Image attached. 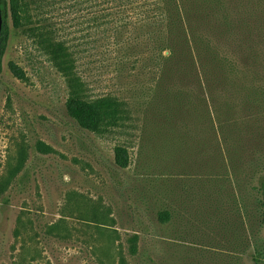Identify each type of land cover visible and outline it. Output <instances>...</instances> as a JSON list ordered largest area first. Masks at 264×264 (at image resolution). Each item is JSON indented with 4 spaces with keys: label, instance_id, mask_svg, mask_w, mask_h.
Returning <instances> with one entry per match:
<instances>
[{
    "label": "rangeland",
    "instance_id": "obj_1",
    "mask_svg": "<svg viewBox=\"0 0 264 264\" xmlns=\"http://www.w3.org/2000/svg\"><path fill=\"white\" fill-rule=\"evenodd\" d=\"M26 1L0 74V264H264V15L206 85L143 26L157 0ZM55 43L87 99L123 102L117 126L68 114Z\"/></svg>",
    "mask_w": 264,
    "mask_h": 264
},
{
    "label": "trees",
    "instance_id": "obj_2",
    "mask_svg": "<svg viewBox=\"0 0 264 264\" xmlns=\"http://www.w3.org/2000/svg\"><path fill=\"white\" fill-rule=\"evenodd\" d=\"M155 7L144 16L143 26L153 33L154 44L167 51L165 59L185 61L194 59L198 62V79L204 84L230 82L226 56L220 53L226 42L242 41L249 35L247 18H263L264 0H157ZM0 74L2 58L9 38L8 17L14 28H19L28 18L26 0H0ZM248 29V30H247ZM264 26L261 28V34ZM260 34V35H261ZM233 44V43H230ZM243 44V43H242ZM56 66L70 76L72 69L68 54L60 43L51 45ZM12 74L25 80L22 69L9 63ZM200 83V82H199ZM68 114L84 129L101 134L117 126L123 119L125 107L122 101L111 95L89 100L83 95L82 85L74 77H69V94L66 100ZM38 146L40 151L50 150ZM114 159L118 166L128 164L127 150L122 146L114 149ZM262 204L264 206V178L260 184ZM166 211L160 214V220H166ZM264 222V212L262 215Z\"/></svg>",
    "mask_w": 264,
    "mask_h": 264
},
{
    "label": "water",
    "instance_id": "obj_3",
    "mask_svg": "<svg viewBox=\"0 0 264 264\" xmlns=\"http://www.w3.org/2000/svg\"><path fill=\"white\" fill-rule=\"evenodd\" d=\"M0 30H1V14H0Z\"/></svg>",
    "mask_w": 264,
    "mask_h": 264
}]
</instances>
